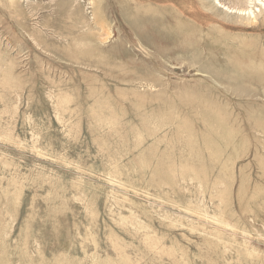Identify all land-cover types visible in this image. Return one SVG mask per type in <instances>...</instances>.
Instances as JSON below:
<instances>
[{"label":"rangeland","instance_id":"374dc122","mask_svg":"<svg viewBox=\"0 0 264 264\" xmlns=\"http://www.w3.org/2000/svg\"><path fill=\"white\" fill-rule=\"evenodd\" d=\"M0 264H264V0H0Z\"/></svg>","mask_w":264,"mask_h":264}]
</instances>
